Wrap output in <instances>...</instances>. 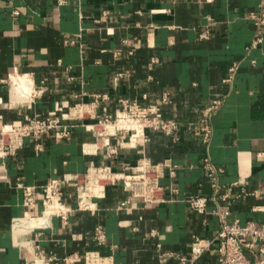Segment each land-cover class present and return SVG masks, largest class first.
<instances>
[{
    "label": "crops",
    "instance_id": "0c3cea01",
    "mask_svg": "<svg viewBox=\"0 0 264 264\" xmlns=\"http://www.w3.org/2000/svg\"><path fill=\"white\" fill-rule=\"evenodd\" d=\"M260 2L0 0L2 120L21 123L50 115L74 125L69 137L51 131L39 140L26 138L15 155L0 150V264H27L34 258L33 244L58 257L99 250L123 264H182L178 255L166 261L160 255L174 251L189 256L196 236L212 238L220 229L217 214L200 213L187 202L190 195L211 192L203 168L206 154L225 168L223 184L239 182L234 202L220 203L230 209L229 219L264 220V42L249 47L255 35L251 13ZM236 61L239 70L232 82H225ZM15 70L32 73L38 86L29 104H7L8 85L1 78ZM23 77L13 78L14 102L22 93L19 84L29 82ZM217 97L225 99L213 118L209 147L189 131L173 141L149 130L145 145L126 142L110 155L104 138L85 126L97 119L69 117L70 107L81 100L97 99L96 112L104 116L116 112L120 98H129L162 103L165 116L199 123L203 108ZM142 154L154 162L172 158L179 164L177 176L161 179L168 200L128 210L121 202L129 191L111 184L98 200L96 214L76 211L68 222L53 217L41 229L33 228L47 222L46 217L27 216L15 226L27 214L18 183L41 185L69 172H84L92 162L122 170ZM64 192L65 200L75 204L73 188L64 185ZM98 227L106 232L104 244L96 238ZM215 259L208 251L201 262Z\"/></svg>",
    "mask_w": 264,
    "mask_h": 264
},
{
    "label": "built area",
    "instance_id": "2783aa9c",
    "mask_svg": "<svg viewBox=\"0 0 264 264\" xmlns=\"http://www.w3.org/2000/svg\"><path fill=\"white\" fill-rule=\"evenodd\" d=\"M212 1V0H208ZM65 0H59L63 4ZM19 14V10H14ZM255 26V35L250 48H255L264 42V0H261L259 8L251 13ZM208 31L202 35L208 36ZM240 62L236 61L229 68V75L225 82H232L239 70ZM26 76L30 83L28 91L22 92L18 100H12L13 78ZM1 82L8 85V106L29 104L37 96L39 89L32 73H19L17 70L8 76L1 78ZM225 98L217 97L207 104L202 110V119L199 123L181 122L176 118L167 117L163 112L162 103L142 104L137 100L120 98L119 107L114 114L99 115L96 112L97 99L92 102L79 101L69 109L71 119L94 118L96 122L85 126L97 132L104 138L110 155L117 154L118 148L126 142L134 145H145L150 140L149 130L161 131L173 141L181 138L183 131H189L199 135L206 147L210 146L213 136V118ZM167 101V97L164 98ZM73 124L63 122L57 116H34L21 122H4L0 116V150L4 154L15 155L24 147L25 139L29 137L39 140L40 137L51 131H55L61 137H69ZM115 140V144L112 143ZM40 150L41 144H37ZM180 166L172 158L154 162L150 157L142 154L138 162L122 170L115 169L111 164H96L92 162L84 172H69L63 178L54 177L44 184L18 185L23 189V206L27 214L17 218L16 222L27 216L37 218L46 217L47 222L36 228H46L51 225L53 217H59L68 222L70 216L76 211H89L98 213L100 207L98 200L106 197L107 187L111 184H121L129 191L127 199L121 202L123 207L133 208L141 205L164 202L168 200L167 190L161 179L178 174ZM205 170V182L211 189L209 194H194L187 197L190 207L200 213L213 212L220 218V229L212 237L196 236L191 245L189 256L177 254L174 251H164L160 257L166 261L169 257L177 256L182 264H203L202 256L212 251L216 255L213 262L207 264H264V220H248L241 222L239 219L230 220V209L222 208L221 202L232 203L239 196L235 194L238 181L231 184H223L220 180L225 168L216 164L209 154L203 158ZM64 185L73 188L76 202L69 204L65 200ZM203 186V183L199 184ZM177 192V188L172 189ZM245 192V191H244ZM260 192V191H259ZM215 204L211 208V204ZM156 234L155 231L152 232ZM96 238L100 244L107 241V235L103 228L98 227ZM34 258L27 264H123L115 261L113 255L102 254L99 250H88L84 254L74 252L64 257L55 254H46L39 244L32 245ZM160 247V244H159Z\"/></svg>",
    "mask_w": 264,
    "mask_h": 264
},
{
    "label": "bare ground",
    "instance_id": "6f19581e",
    "mask_svg": "<svg viewBox=\"0 0 264 264\" xmlns=\"http://www.w3.org/2000/svg\"><path fill=\"white\" fill-rule=\"evenodd\" d=\"M25 77V76H24ZM23 77V78H24ZM17 78V77H16ZM18 81H20V80H18ZM16 83V82H15ZM28 84H29V82L27 83V82H25V80L23 79V82H21L19 85V87L17 88L19 91H22L23 93L25 92V91H28V89L30 88V86H28ZM18 96V95H17ZM12 97H14L13 96V94H12ZM15 100V99H14ZM16 100H18L17 98H16Z\"/></svg>",
    "mask_w": 264,
    "mask_h": 264
}]
</instances>
